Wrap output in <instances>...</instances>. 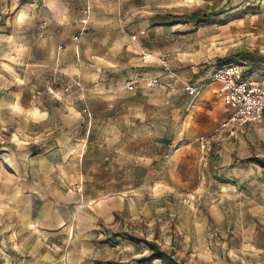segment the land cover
<instances>
[{"label":"rangeland","instance_id":"rangeland-1","mask_svg":"<svg viewBox=\"0 0 264 264\" xmlns=\"http://www.w3.org/2000/svg\"><path fill=\"white\" fill-rule=\"evenodd\" d=\"M85 17L88 24L74 39ZM45 29L51 33L40 36ZM242 49L264 57V0H0V97H26L35 83L45 105L90 111L92 139L108 135L101 132L119 113L118 100L136 99L149 108L137 123L152 124L150 140L162 144L172 119L166 101L170 63L205 70L262 61L243 57ZM151 76L159 82L149 89L143 78ZM130 80H136L131 92L125 88ZM6 136L1 132L0 140ZM213 137L209 149L200 150V171L176 181L172 195L158 197L156 184L148 215L118 220L95 264H163L150 257L149 241L179 264H264V163L255 161L264 156L249 158L256 164L248 175L233 163L221 172L211 163Z\"/></svg>","mask_w":264,"mask_h":264},{"label":"crops","instance_id":"crops-1","mask_svg":"<svg viewBox=\"0 0 264 264\" xmlns=\"http://www.w3.org/2000/svg\"><path fill=\"white\" fill-rule=\"evenodd\" d=\"M46 33L51 32L42 30L40 36ZM235 62L241 71L248 69L243 76L264 83V57L246 66ZM218 65L200 70L170 63L166 101L172 119L162 144L150 140L152 124L137 123L149 109L140 100H118L119 113L101 132L108 135L92 139L93 115L87 109L82 115L75 107L45 105L35 83L26 97L3 93L2 101L23 98L25 104H0V133H7L0 140V264H95L118 220L148 215L156 184L158 197L172 195L176 181L200 171L202 136H214L210 156L219 171L232 163L242 165L244 174L254 171L249 158L264 156V116L233 132L215 133L229 113L220 82L210 78ZM134 89L135 84L126 88ZM76 183L81 193L72 188Z\"/></svg>","mask_w":264,"mask_h":264},{"label":"built area","instance_id":"built-area-1","mask_svg":"<svg viewBox=\"0 0 264 264\" xmlns=\"http://www.w3.org/2000/svg\"><path fill=\"white\" fill-rule=\"evenodd\" d=\"M81 28L74 35V39H78L84 32L87 25V17L80 20ZM136 35H132L131 39H136ZM150 55H145L148 58ZM163 67L168 66L169 62L164 59L160 60ZM211 80L218 81L221 84V96L224 104L229 108L228 116L219 124L215 133L223 130L233 132L243 125L258 121L264 116V83H258L249 77L243 76L240 66L236 62L222 63L211 74ZM147 87L157 85L158 77L143 78ZM136 80H130L126 84V88L131 90ZM186 90L190 93H196L192 86L186 85ZM211 136H202L198 139L201 149L208 150L210 147ZM72 188L81 193L83 187L76 183Z\"/></svg>","mask_w":264,"mask_h":264},{"label":"trees","instance_id":"trees-1","mask_svg":"<svg viewBox=\"0 0 264 264\" xmlns=\"http://www.w3.org/2000/svg\"><path fill=\"white\" fill-rule=\"evenodd\" d=\"M195 15V13H193V16ZM242 54L243 57H251L252 59L255 58H260L262 57L261 55H256L255 52H250L246 49H242ZM255 161H257L258 163H264L262 162L261 159H256ZM148 248L150 249V257L151 258H159L163 264H179V262L172 257L171 254L167 253L165 250H162L160 248V246L158 244H156L155 242L149 241L146 242ZM143 259L145 258H139L138 261H143Z\"/></svg>","mask_w":264,"mask_h":264}]
</instances>
